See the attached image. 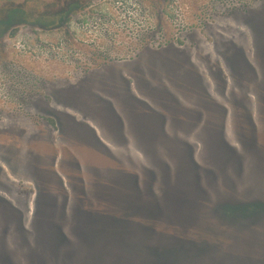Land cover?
Here are the masks:
<instances>
[{
  "label": "rangeland",
  "instance_id": "rangeland-1",
  "mask_svg": "<svg viewBox=\"0 0 264 264\" xmlns=\"http://www.w3.org/2000/svg\"><path fill=\"white\" fill-rule=\"evenodd\" d=\"M258 144L264 0H0V264H134L179 236L225 264L211 209L264 198Z\"/></svg>",
  "mask_w": 264,
  "mask_h": 264
},
{
  "label": "trees",
  "instance_id": "trees-1",
  "mask_svg": "<svg viewBox=\"0 0 264 264\" xmlns=\"http://www.w3.org/2000/svg\"><path fill=\"white\" fill-rule=\"evenodd\" d=\"M255 148L258 149L260 153L264 152V145L258 144L255 146ZM177 199L176 204L182 205L183 207L187 206L186 198L183 197ZM191 205L194 204L190 203L188 204V207L192 208ZM211 210L212 215H215L216 217L218 216V220H220V222H223L227 225H234V231L231 232L233 233L231 246L234 244L235 248L228 247V251L231 255H233V258L225 264H264V235L261 237L257 236V234H264V226H257V224H260L264 220V198L253 196L250 197L249 201L244 200V202L235 200H221L214 203ZM183 218L189 219L186 216ZM251 231L254 234H251ZM27 238L28 237L24 236L23 240H26ZM185 241L186 239H184L183 236H179L177 239H173V241L151 246L147 250H144L147 254H144L143 258L141 256L140 259H142L134 264H196L195 260L198 261L200 257V243H194L195 240L193 244ZM24 247L27 248L24 250L26 254L29 252H34L35 250L33 246L29 245L28 247L26 243ZM77 247L78 246L73 247L75 251ZM138 247V245H135L133 248ZM106 249L108 250V247L100 248L101 252H98L99 258H101V254L103 251L105 252ZM35 254H38L37 251ZM80 254L81 252L77 253V255ZM84 254L86 255V251L82 255ZM59 260L60 259H58V261ZM99 260L98 261L100 264H105L101 259ZM11 264H26V262L16 261V263ZM31 264L37 263L31 262ZM43 264H47V262L43 261ZM58 264L66 263H61L59 261ZM108 264L118 263L111 261ZM218 264L220 263L218 262Z\"/></svg>",
  "mask_w": 264,
  "mask_h": 264
}]
</instances>
